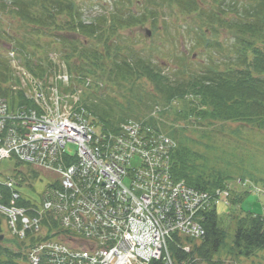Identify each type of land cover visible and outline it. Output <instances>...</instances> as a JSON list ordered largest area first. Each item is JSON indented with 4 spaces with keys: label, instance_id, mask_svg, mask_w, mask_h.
<instances>
[{
    "label": "trees",
    "instance_id": "1",
    "mask_svg": "<svg viewBox=\"0 0 264 264\" xmlns=\"http://www.w3.org/2000/svg\"><path fill=\"white\" fill-rule=\"evenodd\" d=\"M119 1H114L113 10L99 13L89 22L83 19L82 8L73 0H10L9 3L14 8L12 14L18 15L19 20L30 26L35 34L47 30L60 33L59 41L66 51L61 58L66 62L68 73L74 74L71 81L80 83V76L84 80L88 76L92 78L82 86L78 106L84 108L95 126L116 132L119 124L128 118L143 120L152 130L165 132L176 141L170 159L174 179L212 194L219 189L229 192L228 203H222L227 206L224 211L216 205L205 214V234L201 238L174 235L168 243L174 263L222 264V254L234 258L260 256L264 259V215L242 206L253 185L261 181L264 186V175L249 173L243 165L245 156L251 151L257 153V146L262 144L255 147L238 142L244 138V127L264 132V0H212L208 9L201 0H135L133 7V0H127L131 8L120 6ZM173 7L185 14H195L209 31L212 28L214 34V26L231 34L234 38L231 51L226 49L222 63L212 60L192 66L184 58L177 57L175 63L181 68L169 69L165 60H154L151 49L146 53L129 45L123 32L146 21H151V29L157 31L160 29L156 24L158 18H162L164 28L166 21L174 15ZM207 32L202 30L204 35ZM202 34L195 36L199 45L204 41ZM6 38L15 41L31 74L40 78L46 76L48 58L38 53L40 50L33 40L28 41L30 46H34L33 50H28L22 42L25 35L15 38L8 33ZM205 47L214 51L222 49L221 41L211 43L207 40ZM230 52L232 57L227 56ZM72 56L74 66L69 70ZM10 79L14 80L13 71L0 55V95L7 98L11 107L15 102L30 104L21 90L13 91L6 85ZM146 83H149L150 90L145 89ZM68 91L75 92L73 89ZM175 101L181 103V108L173 110L176 119L190 121L192 118L201 125L219 123L221 127L229 122L234 128L219 133L215 131L216 137L214 134H202L208 140L200 144L212 153L206 149H194L192 145L196 142L186 136V127L176 128L150 114L151 111L158 112L159 117L168 121L165 113L172 110ZM219 134L221 137L218 139ZM221 138L225 139L223 147L219 146ZM231 138L234 143L228 149ZM218 148L220 155L216 152ZM222 153L232 154L241 163L235 165L239 168L238 179L246 180L244 186L224 169L226 161ZM225 165H229V161ZM27 169L29 177L37 176L35 169L30 166ZM17 174L24 176L20 170ZM0 193V201L8 204L10 189L2 186ZM17 204L30 203L21 199ZM2 234L0 216V236ZM15 242L9 244L4 238L0 240V264H27L24 242ZM184 242L189 244L188 250L179 245ZM149 264L165 263L161 259H153Z\"/></svg>",
    "mask_w": 264,
    "mask_h": 264
},
{
    "label": "built area",
    "instance_id": "2",
    "mask_svg": "<svg viewBox=\"0 0 264 264\" xmlns=\"http://www.w3.org/2000/svg\"><path fill=\"white\" fill-rule=\"evenodd\" d=\"M38 109L10 111L0 98V160L14 156L55 174L39 207L0 203L11 234L44 236L46 213L69 231L70 239L41 237L28 247V261L39 264H173L167 244L173 234L200 238L204 216L228 191L212 194L175 181L169 153L173 141L120 124L117 133L96 131L56 95L35 92ZM70 144L74 148L70 147ZM8 177L0 184L12 186ZM31 212V214H30Z\"/></svg>",
    "mask_w": 264,
    "mask_h": 264
},
{
    "label": "rangeland",
    "instance_id": "3",
    "mask_svg": "<svg viewBox=\"0 0 264 264\" xmlns=\"http://www.w3.org/2000/svg\"><path fill=\"white\" fill-rule=\"evenodd\" d=\"M24 1V0H21ZM28 1V0H25ZM75 1L76 5H78L83 10V19L86 22H89L94 16H96L99 13L102 12H108L112 9V3L114 1L118 0H73ZM2 2V3H1ZM134 4H132V7L135 6L136 2L135 0L132 1ZM203 3V6L207 9L210 5H212V0H201ZM120 6H126L128 8H131V3L129 4L127 0H120L119 2ZM17 5V4H16ZM7 6V7H5ZM18 6V5H17ZM19 7V6H18ZM13 5L9 3V0H0V54L3 58H6V55L8 54L9 49H13L12 51L15 52L14 47L16 46L15 41L13 39L9 40L6 38V35L9 33L12 37L20 38L23 35H25L26 38L22 39V42H24V45L28 50H33L32 46H30L29 42L33 40L34 44H36L39 54L41 56H47L46 62L48 66V72H46V76L44 77L46 79V82H44V85L48 89L47 99L50 98L52 95L54 96V93L59 92L58 95L66 98L71 99V96L78 95L79 91L82 89V86L85 84H88V80L92 79L91 77H86L84 80L81 79L82 76H80V84L79 82H76V80L64 81V85H68V89L64 88L63 86L55 85L54 84V78L57 72L60 71L63 66L66 65V62L61 58L62 53H66L65 47H63L62 43L59 41V34L58 32H53L52 30L42 31V33L35 34L31 31V27L28 25H24L19 19L18 15L12 14L13 11ZM11 11V12H10ZM174 15L171 16L169 20L166 21L167 25L163 26L162 18L156 19V24L160 26V29L157 31H154L151 29V21H146L145 24L134 26L131 28V30L123 32V35L127 38L129 45L133 47V49L136 50H142L146 53H149L150 49L153 54L154 60L157 62L161 61V59L165 60L168 65L169 69H177L181 68L177 63H175V59L177 57L184 58L187 62L190 63L192 66H197L199 62L201 63H209V61L212 62V60H217L219 62H223L225 57V51L226 49L231 51L232 42L234 41V38L231 36V34L227 31H225L222 28H219L218 26H214L216 29V33L214 34L207 28L206 24L199 21V18L195 16V14H185L181 12L177 7H173ZM162 16V15H161ZM207 23V22H206ZM202 25V27L200 26ZM210 27V26H209ZM206 29L208 30L207 34H202V30ZM146 30H152L150 31L149 35L146 34ZM63 32V31H62ZM29 33L31 35H29ZM198 33L203 35L204 41L202 40V45H199V43H196L195 36L197 37ZM63 34V33H62ZM31 36V37H30ZM76 37V35H74ZM211 43L215 41H221V50L220 51H214V50H207L209 48L205 47V42L207 40ZM29 41V42H28ZM215 45V44H214ZM17 48V46H16ZM214 48V47H213ZM18 51V48H17ZM27 51V50H26ZM10 52V51H9ZM28 52V51H27ZM19 53V52H18ZM47 53V54H46ZM68 53V52H67ZM16 54V52H15ZM229 57L233 56V53H228ZM66 55V54H65ZM210 55V56H209ZM18 58H22L23 55L20 53L15 55ZM209 56V57H208ZM18 58L16 61L13 62V64H17ZM73 56L71 57V70L74 66L73 62ZM49 61L53 62L52 64H49ZM67 66V65H66ZM68 70V68H67ZM23 71V69H22ZM21 73V72H20ZM70 77H73V72L68 73ZM73 74V75H72ZM22 81H24L26 84H28L29 74L25 72V76L22 77ZM24 79H28V81H25ZM45 81V80H44ZM6 85H8L6 83ZM33 86V84H31ZM58 86V87H57ZM144 86H147L145 89H151L149 86V83H146ZM75 90V92L71 93L68 90ZM88 91V89H87ZM84 92H86V89H84ZM115 95H119V93H116ZM74 101H77L74 99ZM167 105L166 103H164ZM164 105V107H166ZM161 107V106H159ZM181 108V103L179 101H175L172 103V110L168 111V113H165L167 118L169 119L166 121L165 117H159L158 112L155 113L153 116L155 118H159L157 120H161L166 122L168 125H173L176 128L179 127H186L185 134L192 140H194L196 143H194L192 146L194 149H206L204 146H202L200 143L205 142L208 140V138L203 137L202 134L206 133L207 135L214 134V136H217V133L223 132L222 130H228L231 128H234V125L232 123H224V127H221L219 123L209 126V125H201L195 122L192 118H190V121L185 119H176L174 116L173 110L175 108ZM79 110H83L81 107H79ZM168 109H166L167 111ZM153 111L150 112V114ZM148 114V113H147ZM87 115V114H86ZM83 116V115H81ZM91 118V117H90ZM92 121V120H91ZM189 122V123H188ZM95 129L97 131H100L99 126H95ZM217 131V133L215 132ZM214 132V133H213ZM221 137V134H219L218 139ZM242 137L246 139L244 141L243 139H240L238 142L240 145L243 146H251L257 145V153L252 152L248 153L244 158V167L249 171V173H256L259 175H264V132L250 129L248 127L242 128ZM216 141H218L215 138ZM223 140L225 139L221 138L219 141L221 144L219 146L223 147ZM229 140V139H228ZM234 143V140L231 138L230 142L227 144L228 149H230L231 145ZM216 145V143H215ZM70 147L74 148L72 144H70ZM254 147H250V149H253ZM208 153H212V150L206 149ZM223 151V148L221 149ZM241 151V150H240ZM217 154L220 155V149L218 148L216 150ZM243 154L245 153L242 152ZM263 153V154H262ZM222 158H225V161H229V165H225L226 162L223 164L224 169L227 170L230 174H233L235 178H240L239 174V168L235 164H241L238 159L234 158L232 154H226L222 153ZM15 161L13 159H3L0 161V177L2 175H8L12 174V170L14 168ZM223 168V166H222ZM21 169H25V167H21ZM246 179H250L246 176ZM51 178H49V175L39 174L35 178L31 179L29 182H23L20 185H16V189L19 191V193L27 198L28 200L40 204L42 201V197L44 194V190L47 187L48 183L50 182ZM257 185V186H256ZM255 187L253 188L254 192L249 193L246 198L244 199L242 206L246 209H250L253 213L264 215V186L261 181L256 183ZM262 190V191H261ZM227 208L224 207L222 204H219L220 210H225ZM227 223V221H225ZM226 226V224H224ZM10 243L15 244L16 242L13 240H8ZM261 253V252H260ZM220 261L222 264H264V259H262L260 256H254L252 258H234L229 257L226 255H221Z\"/></svg>",
    "mask_w": 264,
    "mask_h": 264
}]
</instances>
